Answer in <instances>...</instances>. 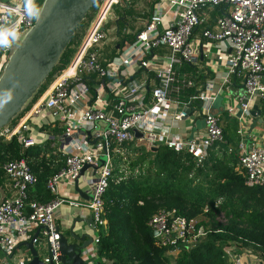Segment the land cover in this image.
Masks as SVG:
<instances>
[{
	"label": "built area",
	"instance_id": "obj_1",
	"mask_svg": "<svg viewBox=\"0 0 264 264\" xmlns=\"http://www.w3.org/2000/svg\"><path fill=\"white\" fill-rule=\"evenodd\" d=\"M119 1L113 0L107 9L102 2L68 66L54 77L20 119L0 131V144L16 140L26 150L36 146L34 138L29 136L30 120L48 115L64 127L63 139L75 141V151L68 155L62 153L64 168L46 183L53 196L61 180L74 182L84 166H97L99 159L106 158L105 164L95 172L96 179H89L86 183L91 194L86 208L97 232L92 239L93 248L89 249L92 256L97 255L100 233L107 229L102 196L111 176L112 155H126L123 146L139 141L148 150L165 147L177 154L188 155L195 167H201L209 149L224 142L219 118L212 110L213 98L209 95L213 83L207 82L203 88L205 92L195 94L182 105L169 97V88L175 82V66L198 64L191 38L194 30L204 23L202 15L207 9L225 10L201 35L205 41L215 44L217 61L224 63L226 77L223 84H228L232 76L243 85L236 94L240 112L236 131L240 138L237 142L238 171L243 175L246 187L264 186V150H248L243 142V128L252 118V100L256 99L264 106V0H167L169 10L174 12L168 27L159 31L165 13L154 14L137 33L131 51L121 53L108 68H103L98 63L95 48L105 40L103 24L106 15ZM38 11L36 0H0V73L11 44L34 25ZM159 49L169 53L164 66L149 62ZM130 66L154 76L152 90H149L145 77L127 79L124 68ZM91 75L98 78L96 87L90 84L91 81L89 84L84 81ZM185 85L190 87L193 83L188 79ZM101 91L111 97L108 111L87 105L100 99L98 94ZM81 107L83 109L78 112ZM194 111L204 124L200 135L184 139L170 131L173 124L189 119ZM227 113L232 116L234 112L228 109ZM261 119L264 123V111ZM77 132L82 137L73 140ZM135 132L141 137L135 138ZM0 169L15 192L0 204V253L13 258L21 244L30 242L42 264H62L61 233L54 212L66 201L53 198L47 204L28 203L27 190L35 185L36 178L23 159L0 164ZM26 208L28 213H25ZM198 223V220H187L175 211H160L151 217L148 226L156 233L157 245L172 248L174 252L177 248L195 244L207 234L203 227L197 228ZM231 251L227 248L225 254ZM31 261L29 255L19 254L15 264H29Z\"/></svg>",
	"mask_w": 264,
	"mask_h": 264
},
{
	"label": "trees",
	"instance_id": "obj_2",
	"mask_svg": "<svg viewBox=\"0 0 264 264\" xmlns=\"http://www.w3.org/2000/svg\"><path fill=\"white\" fill-rule=\"evenodd\" d=\"M42 1L36 0L37 9ZM100 5L101 0H97L33 101L44 93L54 76L68 66ZM127 13L128 10H124L116 24L120 46L133 43L136 37L122 34ZM174 71L175 82L169 88V97L182 105L195 95L206 76L188 64L177 65ZM188 77L193 86L185 85ZM84 81L89 84L92 76ZM233 145L224 140L209 149L201 167H195L190 156L165 147L156 150L137 147L130 155H115L121 164L118 168L112 165L102 196L107 229L99 236L100 264H228L225 249L230 247H253L263 256L264 186L248 188L244 185L243 175L237 171L238 158ZM59 154L50 155L48 149L42 148L24 150L16 140L0 144L1 165L23 159L36 178L35 185L27 190L28 203L47 204L53 199L46 183L65 166L64 156ZM6 181L0 169L3 190H6ZM160 211H175L187 220H198L197 228L203 227L207 234L199 244L177 248L176 255L172 256V248L158 246L148 226L151 217ZM220 216L225 224L217 221Z\"/></svg>",
	"mask_w": 264,
	"mask_h": 264
},
{
	"label": "crops",
	"instance_id": "obj_3",
	"mask_svg": "<svg viewBox=\"0 0 264 264\" xmlns=\"http://www.w3.org/2000/svg\"><path fill=\"white\" fill-rule=\"evenodd\" d=\"M112 1L113 0H103V3H105V9H107ZM127 4H129V6H126ZM114 7L115 9L111 16V21L114 23V26L111 28V30L114 32L115 37L109 39L104 25L106 21H108L107 17ZM124 7L126 8L124 10H128V13L125 15L126 24L123 26V35L130 34L136 36V34L144 28V25L149 22L150 18L158 12L165 13L162 24L158 27L159 31L165 27H168L174 17L173 10H169L167 0H131L129 2L120 0L118 3L112 5L106 15V21L103 24L105 40L95 48L98 63L103 68H108V65H110L113 59L119 57L121 53L125 52L126 50H129V52L131 51L130 46L132 43H123L121 46L118 44V31L116 24L117 21L122 18ZM224 11L225 10L222 9L204 10L202 17L205 21L193 32L191 43L194 47V52L198 57V64L195 66V68L196 71H202L206 76L204 84L200 85L196 89L195 94L203 92V88L207 82L213 83L211 85L212 90L210 89L209 91V95H211L213 98L212 110L219 118V125L224 134L225 143L229 142L230 144H234L233 147H236L235 152L237 154V142L240 140V138L236 134V131L239 128V105L236 100V94L242 89L243 85L240 80L232 76L229 79L228 84H223V79L226 77L224 63L217 61L218 51L215 48V44L205 41L201 36L203 30L213 25L216 19L220 17ZM168 55L169 53L167 50H156L153 53V57L149 59V62L164 66L166 63V56ZM124 69L125 73L128 75L127 79L140 80L145 77L149 83L150 90H152V88L155 86V80L153 78L154 76L151 73L139 71L135 66H130ZM91 76L92 81L90 84L93 87H96L98 78L95 75ZM188 79L191 78L188 77ZM98 95L100 99L94 102H89L87 105L103 110L106 108L108 111L111 107V97L107 95L105 91L99 92ZM90 97L92 101L94 97L93 93L90 95ZM82 109V107L79 108L78 112H80ZM228 109L233 110L234 113L232 116L227 113ZM263 111L264 106H262V103L258 102L256 99L252 100V118L249 120L247 127L243 128V142L245 143V147L248 150L251 148H259L264 150V123L260 122L262 120L261 117L263 116ZM29 127V136H32L36 143V146L33 148L48 149L50 155L54 156H56L58 153H60L59 155L61 156H63L62 153L66 155L74 153V144L76 142L64 140V127L58 122L54 121L48 115H42L30 120ZM203 129L204 124L202 118L197 112H195L189 119L177 124H173V126L170 128V131L172 133L178 134L184 139H190L192 136L195 137L200 135L203 132ZM81 137L82 135L77 132L72 138L73 140H80ZM93 143L94 141H91V144ZM140 146H143L142 143L139 141H134L128 145H124L123 149L124 152L129 155L133 152V148ZM95 172V169H93L90 165H87V167H85L83 170L82 175L79 176L77 185L75 184V181L71 182L69 179H63L58 183L57 191L53 198L66 201L54 212V219L61 235L67 236L70 229L73 230V233L79 236L88 234L92 239H94V237L97 235V232L93 228L92 221L90 223V219L92 220L91 213L86 208V206L91 201L90 190L86 183L89 179H96L97 174ZM6 182V190H4L6 198L12 197L15 192L12 189L11 182L8 178ZM28 243L29 242L24 243L22 247L19 246L13 258L9 256L10 259L16 262L15 255L17 252H19L21 255H29V257H31L33 260V256L30 253L29 248L26 247V244ZM91 248H93L92 243L89 246L88 251L89 249L91 250ZM230 249L232 251L227 255L225 254L228 264H264V257L253 247H230ZM2 257L3 258L0 260V262H6V264H8V260H10L9 257H5L4 255ZM101 262L102 261L97 257V255L92 256L89 255L88 252V264H100Z\"/></svg>",
	"mask_w": 264,
	"mask_h": 264
},
{
	"label": "water",
	"instance_id": "obj_4",
	"mask_svg": "<svg viewBox=\"0 0 264 264\" xmlns=\"http://www.w3.org/2000/svg\"><path fill=\"white\" fill-rule=\"evenodd\" d=\"M96 1H42L37 20L15 43L11 44L12 48L0 73V131L16 121L38 95L52 71L59 65L77 28ZM134 135L135 138L141 137L137 132ZM103 152L105 154V149ZM105 161L106 158L103 156L97 166L91 165V167L97 171ZM85 167L87 165L81 170L80 176ZM78 180L79 178L75 181L76 185ZM5 198L6 194L0 187V204ZM91 221L90 219V223ZM155 235L156 233H153V236ZM91 243L92 238L88 234L79 236L70 229L67 236L61 235L60 238L61 263L88 264V248ZM26 247L33 256L29 264H42L33 245L29 242Z\"/></svg>",
	"mask_w": 264,
	"mask_h": 264
},
{
	"label": "rangeland",
	"instance_id": "obj_5",
	"mask_svg": "<svg viewBox=\"0 0 264 264\" xmlns=\"http://www.w3.org/2000/svg\"><path fill=\"white\" fill-rule=\"evenodd\" d=\"M102 2H103V0H101V4H102ZM101 6V5H100ZM114 9H115V7L112 9V11H111V13L108 15V17H107V20L108 21H106V23H105V25H104V28H105V30H106V34H107V36H108V38L110 39V38H112V37H115V35H114V32L111 30V28H113V26H114V23H112V19H111V16H112V14H113V12H114ZM140 147H143V146H140ZM134 152V151H133ZM132 154V153H131ZM130 155V154H129ZM111 164L112 165H114V168H118V166H120V164H121V160L120 159H118V157H115V156H113L112 155V157H111ZM217 221L219 222V223H221V224H225V220H224V218H223V216H220L218 219H217ZM204 238H199L198 240H197V242H195V244H199V242H201L202 240H203ZM194 245V244H193ZM20 253L19 252H17V254L15 255V257H18V255H19ZM176 255V252H174V253H172V256H175ZM3 255L0 253V260L3 258L2 257ZM16 259V258H15ZM8 264H15V261L14 260H8Z\"/></svg>",
	"mask_w": 264,
	"mask_h": 264
}]
</instances>
